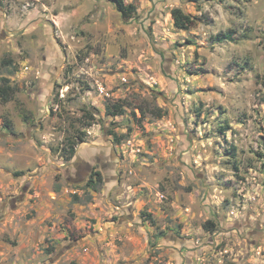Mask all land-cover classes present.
Returning a JSON list of instances; mask_svg holds the SVG:
<instances>
[{
	"label": "rangeland",
	"instance_id": "rangeland-1",
	"mask_svg": "<svg viewBox=\"0 0 264 264\" xmlns=\"http://www.w3.org/2000/svg\"><path fill=\"white\" fill-rule=\"evenodd\" d=\"M125 1L0 0V264H264V0Z\"/></svg>",
	"mask_w": 264,
	"mask_h": 264
},
{
	"label": "trees",
	"instance_id": "trees-1",
	"mask_svg": "<svg viewBox=\"0 0 264 264\" xmlns=\"http://www.w3.org/2000/svg\"><path fill=\"white\" fill-rule=\"evenodd\" d=\"M118 10L122 13L124 17H131L132 13L135 12L136 8L132 3H127L125 0H112ZM172 15L174 18L175 26L178 29H188L191 27V25L194 23V18L185 13L180 7H175L172 9ZM235 31L233 29L227 30V31H221L215 35H213L212 39L216 42H224V41H234L235 40ZM15 93V87L11 84L10 78L8 77H0V96L2 101L7 102L10 101L13 98V95ZM127 103L125 101L115 102L111 103L108 102L106 105V112L109 115H119L123 114L126 110ZM139 110L142 114H145V109L141 106L139 107ZM153 114H155L157 117H162L165 113L161 108H155L151 111ZM135 114V112H134ZM82 121V124L86 127L92 126L94 123H96V117L95 114L89 110L84 109V113L82 115V118L80 119ZM114 140L116 142H120L125 135H118L115 131L110 132ZM86 136V131H81L79 135L76 137L68 138L67 146L65 148V154L66 158L70 159L72 158L76 153V146L79 142L84 141ZM102 180V175L100 172H93L91 179L89 180V186H92L93 188H96L98 185V181ZM72 264H76L73 262Z\"/></svg>",
	"mask_w": 264,
	"mask_h": 264
}]
</instances>
